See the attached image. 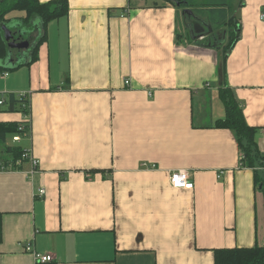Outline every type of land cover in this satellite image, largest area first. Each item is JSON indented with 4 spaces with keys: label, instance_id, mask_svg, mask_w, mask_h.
I'll return each mask as SVG.
<instances>
[{
    "label": "crops",
    "instance_id": "obj_1",
    "mask_svg": "<svg viewBox=\"0 0 264 264\" xmlns=\"http://www.w3.org/2000/svg\"><path fill=\"white\" fill-rule=\"evenodd\" d=\"M67 2L35 61L10 70L16 53L0 60V94L29 103L27 117L0 112V123L28 120L29 134L8 144L38 161L33 174L29 161L0 170V264H37L34 254L52 258L44 264H213L215 249L263 246L253 172L240 167L233 133L211 128L224 116L218 52L187 33L182 11L193 8ZM202 9L217 27L208 45L224 43L226 25ZM223 9L240 31L226 83L264 154V0ZM176 170L190 172L191 191L171 188Z\"/></svg>",
    "mask_w": 264,
    "mask_h": 264
},
{
    "label": "trees",
    "instance_id": "obj_2",
    "mask_svg": "<svg viewBox=\"0 0 264 264\" xmlns=\"http://www.w3.org/2000/svg\"><path fill=\"white\" fill-rule=\"evenodd\" d=\"M191 5L189 0H184V7L193 8L196 16L202 17V11L208 8L210 20L216 26L225 24L227 27L226 41L218 42L214 46L207 43L199 42L198 44L211 47L218 52V67L220 74V85L218 88V97L224 108V116L221 119L214 121L211 128L230 130L235 138L237 147L241 154L240 167L250 169L253 172V184L255 189L259 190L264 197V154L261 153L255 142L257 129L250 127L243 115L241 102L236 98L233 90L226 83V60L228 54L232 50L234 44L240 36L239 26L232 17L226 20V10L229 8L225 3L226 0H221L219 5ZM202 7L201 9H196ZM190 10V9H189ZM67 0H51L46 3H41L39 0H0V25H7L12 22H17V29H22L25 36L34 35L36 38L28 53H18V51L9 50L6 46L3 32L0 26V60L4 61L8 53H16L13 57H19V64H15L10 70L18 69L23 65H29L35 61L37 50L40 44L46 39V27L49 23L56 21L67 14ZM12 12H21L23 18L9 19L7 15ZM215 16V17H214ZM225 21V23H223ZM232 23V25H231ZM28 28V29H27ZM12 56V55H11ZM1 71H5V67H0ZM3 99V104L0 105V112H19L28 116L29 103L28 99H19L18 96L9 94L7 96L0 94V102ZM29 121L20 123H0V153L5 155V158L0 163V170H17L19 164L28 161L23 158L25 150L18 145L8 144L9 140L15 135H28ZM1 235V215H0V242ZM37 264H44L38 263ZM213 264H264V245L253 246L251 248H232V249H215L213 250Z\"/></svg>",
    "mask_w": 264,
    "mask_h": 264
},
{
    "label": "built area",
    "instance_id": "obj_3",
    "mask_svg": "<svg viewBox=\"0 0 264 264\" xmlns=\"http://www.w3.org/2000/svg\"><path fill=\"white\" fill-rule=\"evenodd\" d=\"M259 20L261 22H264V11H262L259 15ZM124 85L128 86L129 85V81L125 80L124 81ZM16 96H18L19 99H24L27 98V94L25 93H19ZM3 104V99L0 102V105ZM28 122V120H26ZM262 132H264V129H262ZM24 136H20V135H15L11 138L12 142H19L21 140L22 137ZM23 158L27 159L32 167V170L30 172V174H33L34 172H36V168L38 166V161L33 158L30 153L28 151L25 150L24 154H23ZM1 171H4L3 169H1ZM170 186L171 188L175 189V190H184V191H191L193 189V182L191 179V175L189 171L186 170H176L173 171L170 174ZM44 194V190L43 189H39L37 191V195L43 196ZM26 251H30V247H25ZM34 257L36 259L37 262L39 263H47L50 262L52 260V258L49 255H39V254H34Z\"/></svg>",
    "mask_w": 264,
    "mask_h": 264
},
{
    "label": "water",
    "instance_id": "obj_4",
    "mask_svg": "<svg viewBox=\"0 0 264 264\" xmlns=\"http://www.w3.org/2000/svg\"><path fill=\"white\" fill-rule=\"evenodd\" d=\"M175 5L178 8L183 6L182 4L180 6L179 3H175ZM182 14H184L186 16L187 21L190 22L189 26L187 27V33L189 35H192L194 39L198 38V36L195 35L197 31L195 29L194 23H192L193 21L198 23L199 25H201L203 28H205L207 30V32H212V30H213L212 27L207 25L202 18L193 15V13L191 11H187L186 9H184L182 11ZM10 24L11 23H9L7 25H10ZM7 25H4V24L0 25L7 48L9 50H14V51L26 50L29 46V40H28L29 37L28 38L25 37V34H24L22 29H17V27H14V28L8 27ZM215 38H216V35H215L214 39ZM212 46H214V44ZM26 53H28V52L27 51L24 52V54H26ZM11 59H12L11 52H9L8 56L5 60L8 61ZM19 61H20V59L18 57L16 59L15 63L19 64Z\"/></svg>",
    "mask_w": 264,
    "mask_h": 264
},
{
    "label": "flooded vegetation",
    "instance_id": "obj_5",
    "mask_svg": "<svg viewBox=\"0 0 264 264\" xmlns=\"http://www.w3.org/2000/svg\"><path fill=\"white\" fill-rule=\"evenodd\" d=\"M175 3H179L180 5L181 4H183L184 3V0H173ZM184 10V9H183ZM199 17V16H198ZM192 23H194V26H195V29H196V35L198 36V40H200L201 42H203V43H207V44H209V43H215V42H217L218 40V38H215L214 39V37H215V33L212 31V32H207V30L205 29V28H203L201 25H199L198 23H196V22H192ZM15 32V31H14ZM225 35V34H224ZM200 36V37H199ZM26 38H28V40H29V46H28V48L26 49V50H16V51H18V53L20 54V53H24V52H28L29 50H30V47L33 45V41H34V39L36 38V36H34L33 34L32 35H30V36H25Z\"/></svg>",
    "mask_w": 264,
    "mask_h": 264
},
{
    "label": "rangeland",
    "instance_id": "obj_6",
    "mask_svg": "<svg viewBox=\"0 0 264 264\" xmlns=\"http://www.w3.org/2000/svg\"><path fill=\"white\" fill-rule=\"evenodd\" d=\"M190 2H191V5L192 6H194V5H198V4H201V5H205V4H213V2H214V0H189ZM216 2L214 3L215 5H219V3H221L220 1L221 0H215ZM235 2H236V0H226V4H227V6L230 8V10L231 11H229L228 12V14H231V13H233L234 14V11H233V9H234V4H235ZM23 15V13H21V12H12V13H10V14H8L7 15V18H9V19H13L14 20V18H18V17H21ZM215 17V16H214ZM230 17V15H228V17L227 18H229ZM233 18V17H232ZM19 25V23H17V22H12L10 25H7L8 27H17ZM223 25V24H222ZM231 25H232V23H231ZM214 26H216V25H214ZM217 28V27H216ZM216 28H213L214 30H216ZM223 29H224V32H225V30H226V27H223ZM219 33H221V32H219ZM224 34V33H223ZM216 38H218V36H216ZM9 142H11V139L9 140Z\"/></svg>",
    "mask_w": 264,
    "mask_h": 264
},
{
    "label": "bare ground",
    "instance_id": "obj_7",
    "mask_svg": "<svg viewBox=\"0 0 264 264\" xmlns=\"http://www.w3.org/2000/svg\"><path fill=\"white\" fill-rule=\"evenodd\" d=\"M187 11H191V10H189V9H187ZM192 12V11H191ZM193 13V12H192ZM193 15H195L194 13H193ZM196 16V15H195Z\"/></svg>",
    "mask_w": 264,
    "mask_h": 264
}]
</instances>
